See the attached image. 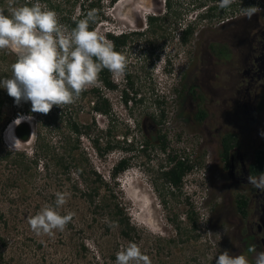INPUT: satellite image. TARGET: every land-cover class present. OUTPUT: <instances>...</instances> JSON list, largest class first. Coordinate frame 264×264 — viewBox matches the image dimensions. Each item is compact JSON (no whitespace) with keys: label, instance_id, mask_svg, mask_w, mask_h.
Wrapping results in <instances>:
<instances>
[{"label":"rangeland","instance_id":"374dc122","mask_svg":"<svg viewBox=\"0 0 264 264\" xmlns=\"http://www.w3.org/2000/svg\"><path fill=\"white\" fill-rule=\"evenodd\" d=\"M167 1H100L101 13L96 20L94 30L104 36L106 29L110 28L125 31V34L146 31L149 26V16L158 17L156 22L161 24L155 34L149 31L142 36L130 35L131 38L121 50V54L127 58L134 88L138 90L135 97L142 98L141 102L129 100L125 104L121 96L122 89L127 87L126 81L123 77L112 76L113 81L118 84L116 90H109L100 82L95 85L99 86L102 93L110 100L111 114L92 111L94 98L90 92L80 95L71 105L62 108L53 106L50 111L58 115L67 111L79 121L91 124L90 135L92 137L99 134L101 144L111 137L119 141L125 137L126 143H133L130 151L116 148L100 157L91 147L89 137L83 135L80 138V146L87 154L89 166L108 180L110 186L115 188L114 191L118 192V199L122 202L124 212L136 228L135 235L131 240H127L119 233L118 226H111L106 230L105 225L109 223L107 216H97V222L87 229L92 216L89 206L87 202L78 198V194L73 195L69 189L70 182L60 169L55 167L57 172L48 176L45 175L43 166L39 165L33 176L27 177L17 186L3 190L1 185L5 181L7 170L0 163V212L7 221L6 226L0 221V231L7 237L3 251L6 260L12 259L10 264H69L70 261L71 264H89L91 256L88 254L83 260L73 261L71 256L73 242H69V232L82 226L86 229L84 241L90 251L97 252L101 248L106 254L112 251L117 254L130 242H134L150 257L152 264H216L218 256L225 250L230 255H244L242 252L238 254L240 235L237 234L235 237L234 234L236 231L234 224L238 220V214L234 209V198L241 190L230 183L226 173L221 175V165L215 158V151L219 147L218 138L229 128L230 122L227 121L224 108L220 106L221 100L213 99L208 91L199 86L201 78H204L209 86H225V63L216 61L208 51L213 41L225 39L226 23L216 24L221 19L219 17L199 20L198 14L195 18L196 13L204 12L205 6L213 4L212 0H200V9L194 8L195 0H170V8H167ZM39 2L46 9L56 12L62 25H64L60 20L62 16L74 17L82 10L80 8L82 0H39ZM260 2L261 0H237L234 2L236 3L234 9L239 12L242 7L259 6ZM56 5L57 9H55ZM90 11L94 9L88 7L87 12ZM225 16H228L227 12L223 18ZM189 21L194 25L195 33L187 44H182L179 40V32ZM213 45L214 49H220V53L226 51L224 46ZM7 51L9 53H6L5 61L12 64L16 55L10 50ZM2 53L4 50H0V55ZM166 59L170 60L169 66H166ZM166 67H169L170 71H167ZM193 88L204 93L207 99L202 105L207 112L203 119L207 130L203 128V120L200 123L193 120L196 109H192L190 105V100L195 101L191 95ZM127 91L130 95L133 94L130 88H127ZM156 98L163 99L165 103L158 107L154 102ZM214 103L218 104L214 106ZM15 106L18 105L13 101L12 104L2 108L4 119L1 123L12 116ZM161 108L165 111V118L157 124L151 117L158 118ZM25 117L30 120L32 139L12 147L25 150L31 155L37 129L46 132L47 127L41 125L38 117L34 115H25ZM109 126L112 127L110 135L106 132ZM216 127L220 130L217 134ZM158 129L168 133L167 138L171 131L176 133L180 131L187 139L186 145L198 144V154L204 150L210 153L213 164L209 171L210 190L207 204L210 207L211 238L215 242L214 246L204 241V236L198 233V227L195 230L192 228L191 222L186 217L189 206L183 196L177 191L170 194L162 185L159 166L164 162L165 153L160 150L156 142ZM58 135L60 134L55 133V130L48 132L52 143L60 141ZM145 138L149 139L150 144L143 151ZM241 140L240 149L244 152L249 151L247 135L243 134ZM169 147L170 140L166 149ZM57 150L61 151L60 148ZM129 155L131 156L129 167L118 175L117 184L113 185V181L109 179V170L121 157ZM70 177L75 178V175L72 173ZM79 185L82 186L81 183ZM57 191L69 194L67 204L59 211L62 215L74 213L70 222L73 229H69L68 224L63 232L57 231L52 236H37L30 229L27 218L38 213L46 204L54 205ZM176 224L182 229L186 228L187 234L197 235V238L185 239V233L179 236ZM171 239H174V242H170ZM255 258L256 255L250 259L247 257L249 264H255Z\"/></svg>","mask_w":264,"mask_h":264},{"label":"trees","instance_id":"16d2710c","mask_svg":"<svg viewBox=\"0 0 264 264\" xmlns=\"http://www.w3.org/2000/svg\"><path fill=\"white\" fill-rule=\"evenodd\" d=\"M101 0H82L80 7L81 12L72 17V16H62L61 22L68 27L69 29L75 27L76 23L87 16V8L94 9L95 13V22H90V30H94V25L98 16L101 13ZM219 1V0H217ZM10 0H0V10H4L5 14L8 13ZM36 0H13V3L16 6L31 5L35 3ZM233 3L231 8H235ZM204 6V2L202 3ZM219 4L208 5L203 13L199 14V20L205 18L219 17L223 18L229 10H223ZM87 7V8H86ZM171 7L170 0L167 1V8ZM58 6H55L57 9ZM158 17L149 16L146 31H133L130 34H106V39L113 42L115 50L121 53V50L126 46L127 41L131 38L130 35L142 36L145 33L155 34L157 29L161 27V24H157ZM156 26V27H155ZM195 33L194 25L187 23L184 28L179 32V40L182 44H187ZM213 43L209 45L210 49L213 48ZM6 53H9L7 50H4V53L0 55V80L5 78H10L12 75L11 65L16 61L15 57L12 64H8L6 59ZM166 66H169L170 60L166 59ZM167 71H170L169 67H166ZM126 81L127 87L122 89V100L125 104L129 100H134V102H141L142 98L136 99L135 94L138 90L134 88V81L129 73L127 66L126 74L123 76ZM99 82L101 85L109 90H116L118 84L113 81L112 74L108 70H103L99 76ZM127 88H130L133 92L132 95L127 91ZM87 92H90L93 95L92 102V111L100 112L106 115L111 114L112 106L110 100L102 93L99 86H93L86 91H84L81 96L85 95ZM191 95L194 98L200 97L198 94L197 88L191 90ZM14 99L7 94V90L3 87H0V163L4 165V168L7 170V175L5 181L2 182L3 190H6L8 187L17 186L19 182L24 181L27 177L33 176L37 171L39 165L43 166V170L46 171L45 175L50 176L55 171V167L60 169L63 173L66 174V179L70 182L69 189L72 191L73 195L78 194V198L87 202L89 206L91 216V223L87 227H92V224L97 222V216H107L109 218V223L105 225L106 230L111 226H118L119 233L121 236L127 240H131L135 235V226L130 223V218L124 212L122 202L118 199L119 195L117 191H114V187L110 186L109 181L103 178L100 173L92 167L89 166V159L83 148H81V136L85 135L89 137L91 141V147L95 150L98 156L103 157L107 155L110 151L116 148H121L124 151L132 150L133 143H126L125 137L122 141L114 140L113 137L106 139L104 144H101L99 134L92 136V125L79 121L76 116H73L72 113H60L59 115L55 112H49L48 114L38 113L32 111V105L30 102H22L18 106H15V110L12 113V116L8 117L4 122L1 123V120L4 119L2 108L6 105L12 104ZM155 104L160 107L165 103L163 99L156 98L154 100ZM159 117L156 118L152 116L156 123H161L165 118V111L163 108L159 111ZM206 110L201 104H198L197 110L193 114V120L195 122H201L206 117ZM24 115H34L38 117L41 125L47 127L46 132L37 129L36 137L34 140L33 150L31 155L25 152V150L10 148L6 146L1 138V132L5 129L7 124L11 123L12 120L19 116ZM94 124V123H93ZM111 126L106 129L108 135L111 134ZM59 137L58 143H52L48 137V132L54 131ZM128 132H126L127 134ZM167 134L163 130H157V140L158 146L162 152L165 153L164 162L159 166V177L161 179L162 185L165 186L170 194H174L176 191L181 194L182 178L184 174L192 168V163L188 161V158L182 160L174 153V149H171L170 152H167ZM177 138H180L181 132L176 133ZM121 142L123 145H121ZM127 144L125 146V144ZM144 148L145 151L147 146H149L150 141L148 138H145ZM57 144V145H56ZM237 145L238 141L236 137L228 132L223 133L220 136V148H219V157L221 162L227 165L228 158L230 154V149ZM60 148L61 151L57 150ZM204 153V152H203ZM202 153L198 155L197 161H201ZM131 156H123L118 161H116L111 169L109 170V179L113 181V185L117 184L116 178L118 175L126 170L130 165ZM250 173L252 175H259L264 173V146L256 152L255 160L251 164ZM74 174L75 178L70 177V174ZM82 184L80 186L79 184ZM103 188V189H102ZM101 189L103 191H101ZM106 189V191H104ZM188 201H186L187 203ZM235 209L237 213L241 216H245L247 213V198L242 193H236L234 198ZM187 219L191 222L192 228L195 230L197 228V220L192 207L189 206L187 210ZM0 221L3 222V225H7L6 218L3 217V213L0 212ZM69 229H73V226L69 223ZM176 230L179 233V236L185 233V239L197 238V235H189L186 232V228H181L179 224H176ZM86 237L85 227H79L68 235L69 242H73L71 256L72 260L75 259L83 260L89 257V264H115L116 253L112 251L111 253H104V251L99 248V254L97 252L90 251L89 247L85 243L84 239ZM170 242H174V239H171ZM7 244V237L3 235L0 231V264H10L11 261L5 259L4 248ZM20 254V253H19ZM18 254V255H19ZM87 256V257H86ZM70 257V255H68ZM19 262V261H18ZM72 263V261H70ZM69 263V264H71ZM76 263V262H74Z\"/></svg>","mask_w":264,"mask_h":264},{"label":"clouds","instance_id":"9594fccd","mask_svg":"<svg viewBox=\"0 0 264 264\" xmlns=\"http://www.w3.org/2000/svg\"><path fill=\"white\" fill-rule=\"evenodd\" d=\"M234 2L219 0L218 6L230 10ZM240 11L251 19L261 9L250 5ZM90 22H95L94 11L69 29L60 23L55 11L46 9L39 0L30 6H16L10 0L8 13L0 10V50H10L17 59L11 65V77L0 80V87L7 90L17 105L30 102L33 112L48 114L53 106L73 104L84 91L99 83L100 73L105 69L113 78L125 76L126 56L116 51L113 42L104 35L90 30ZM124 33L113 28L105 31L113 35ZM7 127L8 124L2 132V141L16 148L6 140ZM247 180L264 192V173L249 175ZM68 199V193L57 191L54 205L46 204L27 218L30 229L37 236L63 232L74 217V213L62 215L59 211ZM249 251L254 252L255 246ZM115 264H152V261L138 244L130 242L117 252ZM216 264H249V261L245 255L234 256L225 250ZM255 264H264V252L256 255Z\"/></svg>","mask_w":264,"mask_h":264},{"label":"flooded vegetation","instance_id":"af4514ba","mask_svg":"<svg viewBox=\"0 0 264 264\" xmlns=\"http://www.w3.org/2000/svg\"><path fill=\"white\" fill-rule=\"evenodd\" d=\"M212 1L213 4L217 3V0ZM193 6L200 9L201 1L195 0ZM258 7L261 11L254 14L251 19L242 16L241 11L237 12L230 8L227 11L228 20L221 23H226L225 39L213 41V44L217 46L226 47V51L224 53H220V49L208 51V54L216 61L225 63V86H209L204 78H201L199 82L200 88L208 91L214 97L213 99L221 100L220 106L224 108L227 121L230 122L225 132L233 134L238 141V146L235 145L230 149L228 163L225 165L219 157V136V147L215 151V158L221 165V175L226 173L230 183L239 191L241 190L239 193L247 198V213L245 216L237 213L238 220L234 224L236 230L234 234L235 237L237 234L240 235L238 236L240 241L238 254L242 252L249 259L253 255L264 252L262 242L264 225L260 221L264 192L255 189L247 180L248 176L252 175L249 168L255 160L256 152L264 146V0H261ZM198 14L200 13L195 14V18ZM198 94L200 97L195 98L194 102L190 100L191 108H196L195 111L198 104L203 105L207 100L204 93L199 91ZM217 104L214 103V106ZM202 125L207 130L204 120ZM218 131L220 130L216 127L215 133L217 134ZM243 134L249 138L250 150L246 152L240 149ZM252 246H255L254 252L249 251Z\"/></svg>","mask_w":264,"mask_h":264},{"label":"built area","instance_id":"2783aa9c","mask_svg":"<svg viewBox=\"0 0 264 264\" xmlns=\"http://www.w3.org/2000/svg\"><path fill=\"white\" fill-rule=\"evenodd\" d=\"M227 20L228 17L226 16L217 21L216 24H221ZM168 140H170V147L167 152L174 149V153L180 159L188 158V161L193 164L192 168L182 178L181 195L185 201H188L187 206H191L195 213L198 233L200 232L204 236V241L210 242L214 246L215 242L211 238L210 207L207 204L210 190L209 171L213 164L210 153L205 150L202 151L201 161L198 162L199 148L197 143L186 145V137L181 135L180 138H177L174 131L168 135Z\"/></svg>","mask_w":264,"mask_h":264},{"label":"water","instance_id":"95a60500","mask_svg":"<svg viewBox=\"0 0 264 264\" xmlns=\"http://www.w3.org/2000/svg\"><path fill=\"white\" fill-rule=\"evenodd\" d=\"M14 133L18 140L20 142H27L31 139L32 130L31 125L28 122L22 121L15 125L14 127ZM260 221L264 225V202L261 204V215H260ZM263 245H264V239H263Z\"/></svg>","mask_w":264,"mask_h":264},{"label":"bare ground","instance_id":"6f19581e","mask_svg":"<svg viewBox=\"0 0 264 264\" xmlns=\"http://www.w3.org/2000/svg\"><path fill=\"white\" fill-rule=\"evenodd\" d=\"M121 1L123 2L124 0H121ZM22 121L30 123L29 118L25 117V115L24 116H19V117H17V119L14 118L13 121L8 124V127L5 130L6 140H7L8 144H10L11 146H19L21 144V142L18 140V138L16 137V135L14 133V127H15L16 124H18V123H20Z\"/></svg>","mask_w":264,"mask_h":264}]
</instances>
